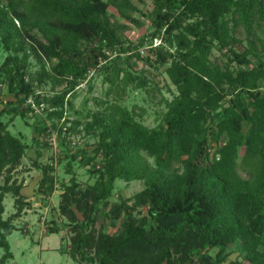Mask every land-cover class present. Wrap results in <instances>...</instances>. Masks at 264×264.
I'll return each mask as SVG.
<instances>
[{
    "label": "trees",
    "instance_id": "trees-1",
    "mask_svg": "<svg viewBox=\"0 0 264 264\" xmlns=\"http://www.w3.org/2000/svg\"><path fill=\"white\" fill-rule=\"evenodd\" d=\"M110 7L128 22L144 25L131 16L138 12L131 0H0L4 47L20 44L23 50L26 40L40 65L32 70L30 54L22 58L16 54L8 56L0 69V83L6 82L8 94L16 99L0 111V177L11 167L0 184V264L14 258L10 244L14 222L30 207L24 185L12 182L11 173L27 145L22 136L9 131L14 118L5 122V115L17 116L32 99L24 111L36 117L32 129L39 137L33 141L40 144L41 136L51 138L59 122L66 121L65 106L72 105L77 87L92 72L109 84L106 95L120 101L129 90L155 92L147 77L150 70H134L140 61L156 69L168 66L165 72L177 88L171 100L163 99L162 122L149 128L134 110L108 100L101 104L104 113L93 116L94 148L86 144L65 154L71 179L63 183L67 202L63 212L74 224V249L80 261L223 264L231 256L230 246L238 245L250 264H264V0H154L148 16L153 31L128 46L125 33L130 25L116 18ZM242 30L248 45L238 36ZM158 38L161 43L153 47ZM146 47L144 56L140 50ZM214 49L224 57L221 62L212 58ZM53 60L57 63L48 67ZM48 84L54 91L65 87L41 98L37 89ZM42 102L55 110L43 109L38 115L32 105L40 108ZM68 136L59 131L63 147ZM242 147L245 179L238 175ZM78 160L82 167L92 165L89 173L98 176L80 192L83 198H92L83 206V198H76L81 189L74 169ZM34 165L42 174L36 196L52 192L54 166ZM134 180L147 184L134 197L137 205L148 207L147 215H135L134 207L123 200L112 208L116 218L126 213L119 234L97 230L95 214L109 206L116 183ZM10 194L16 212L5 219L4 201ZM71 206L81 211V221Z\"/></svg>",
    "mask_w": 264,
    "mask_h": 264
},
{
    "label": "rangeland",
    "instance_id": "rangeland-1",
    "mask_svg": "<svg viewBox=\"0 0 264 264\" xmlns=\"http://www.w3.org/2000/svg\"><path fill=\"white\" fill-rule=\"evenodd\" d=\"M132 4L137 7L138 12L131 13V16L144 23L142 27L136 26L126 19L122 18L120 14L113 7L109 8V11L116 16L121 22L130 25V29L126 31L125 37L127 39L126 46L133 44L137 45L140 40L146 37L153 31L151 21L148 16H152L154 9V0H131ZM19 26V24L17 23ZM261 33V32H260ZM238 36L244 40L248 45L246 35L242 31L238 32ZM161 43V38L153 41V47ZM25 49H20L21 45L17 44L12 49H6L0 38V69L4 64L8 56L19 55L20 58L25 54H30L29 62L33 65L32 70L40 68L39 61L34 57L31 52L30 42L25 40ZM17 48V49H16ZM85 47L83 46L82 49ZM148 48L141 49V53L146 56L148 54ZM237 50L241 51V47H237ZM222 54L214 49L213 59H219V62L224 59ZM116 56V55H114ZM113 56V57H114ZM124 59V55H122ZM136 61L134 58L131 61ZM57 63V60L48 62V67ZM104 64V63H102ZM134 70H141L142 68L150 70L147 74L152 87L155 88V92L147 93L146 91L136 92L128 91L126 96L120 101L115 98V95L107 96V90L109 84L105 82L104 76L95 74L92 72L90 76L76 89V93L71 97V106H65L66 121H61L58 124V131L62 130L66 132L68 136L66 146L63 147L60 144L59 137L54 141L53 136L50 138L47 135L40 137V144L33 141L34 138L39 137L38 134L33 132L32 125L34 124L36 117L32 113H26L24 109L32 99L29 100L23 107L19 108V114L17 116L5 115L3 120L5 122L11 120L9 125V131L17 136H22L24 142L27 145L24 155L21 157L19 164L12 170L13 179L16 184H23V193L28 198L30 207L24 211V213L15 220L14 224L16 230L10 237V244L12 251L14 252V258L9 261L8 264H83L78 254L74 249V239L76 237V230L74 224L71 223L70 214L64 213L63 208L67 205L64 199L63 183L69 184L71 175L67 174V158H65L66 152L70 154L75 153L79 148H82L86 144L92 145L97 140V133L92 127L93 116H100L104 113V106L101 104L110 102H116L122 105H126L129 110H134L137 114V119L149 128L157 127L163 119V113L166 110L164 100H171L175 94H177V88L170 81L167 73L165 72L168 66L156 69L148 66L145 61H140L136 66H133ZM64 85L57 87L54 91L51 84L43 86L37 89V94H40L41 98H49L56 93L61 92L64 89ZM164 99V100H163ZM10 102L15 103L16 99L8 94V85L6 82L0 83V111L9 105ZM14 107L17 104L13 105ZM37 108L38 105L36 106ZM50 109V104L42 102L38 115L44 113L41 109ZM80 123V124H78ZM49 126L52 124L50 120H47ZM71 129H75L73 131ZM248 127H245L247 132ZM48 142V146L46 143ZM245 147L240 149L238 159V175L245 179L247 178L246 168L242 162L245 156ZM40 154V156H38ZM149 163L154 165V159L149 158L146 155ZM79 160L74 164V169L77 174V178L81 189L76 192V198H83L80 192H83L88 187H91L97 180L98 176H91L89 173L92 165L89 167H82ZM40 166H49L53 164L54 170L50 172V175L54 179L53 191L50 193L40 194L36 196L39 190V181L42 176L41 171L35 167L34 164ZM101 167L100 163L97 164V169ZM8 170H11L10 165ZM7 170V171H8ZM6 172L0 177V184L5 180ZM147 188V184L144 180H134L131 182L118 181L116 183V189L113 197L110 199L108 207H101L95 214L97 218V230H103L110 234H119L122 229L123 223L126 219V213L122 212L118 218L112 213V208L116 204H120L123 200L134 208V214L137 216H146L148 207L145 205H137L134 197L144 191ZM123 198V199H122ZM5 213L3 217L6 219L16 212L15 198L13 195H7L5 201ZM85 203L91 204L92 198L86 196L82 199L81 206ZM71 210L76 214L77 218L81 221L83 215L77 207L71 206ZM58 229H54V227ZM229 252L231 256L223 264H230L233 261L241 262V264H250L246 259V253L241 250L238 245L230 246ZM0 251V257L2 255ZM216 253V250L212 252V256ZM89 254L93 255L94 251Z\"/></svg>",
    "mask_w": 264,
    "mask_h": 264
},
{
    "label": "built area",
    "instance_id": "built-area-1",
    "mask_svg": "<svg viewBox=\"0 0 264 264\" xmlns=\"http://www.w3.org/2000/svg\"><path fill=\"white\" fill-rule=\"evenodd\" d=\"M32 107L35 109L36 112H39V109H40V108H37L36 105L33 104ZM41 109L43 110L42 107H41ZM62 120L65 121V118L62 119ZM62 120H61V121H62ZM55 133H57V132L55 131V132H53V134H52V136H53V138H54V141H56V139L58 138V137H57L58 135L55 134ZM52 165H53V164H52Z\"/></svg>",
    "mask_w": 264,
    "mask_h": 264
}]
</instances>
